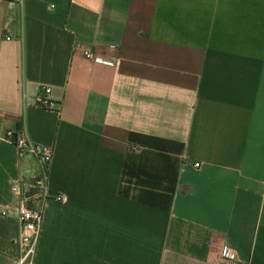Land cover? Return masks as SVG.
<instances>
[{"label": "crops", "instance_id": "1", "mask_svg": "<svg viewBox=\"0 0 264 264\" xmlns=\"http://www.w3.org/2000/svg\"><path fill=\"white\" fill-rule=\"evenodd\" d=\"M20 127L53 151L37 264H264V0H0ZM40 174L0 140V264Z\"/></svg>", "mask_w": 264, "mask_h": 264}, {"label": "built area", "instance_id": "2", "mask_svg": "<svg viewBox=\"0 0 264 264\" xmlns=\"http://www.w3.org/2000/svg\"><path fill=\"white\" fill-rule=\"evenodd\" d=\"M19 1L23 3L25 0ZM82 52L87 59H96L95 54L91 51L83 50ZM51 92L50 87H41L35 98L36 105L44 109L53 108L54 102L51 99ZM0 140L14 146L20 157H36L42 168V174L33 177L30 181L21 180L13 187V192L19 199L16 217L20 223V233L16 241L18 255L13 264H37L36 253L44 220V210L47 201L50 199L47 193L48 171L52 162L53 151L50 147L33 143L24 127L0 132ZM195 167L199 168L200 164H195ZM55 200L56 202H63L64 197L57 196ZM3 215H8V213L3 212ZM223 258L227 264H248L238 257L235 250L228 247L224 249Z\"/></svg>", "mask_w": 264, "mask_h": 264}]
</instances>
